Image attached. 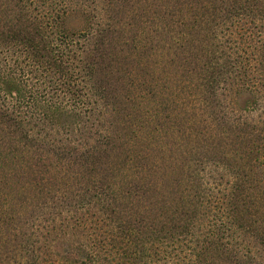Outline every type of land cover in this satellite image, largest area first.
<instances>
[{
	"label": "trees",
	"instance_id": "16d2710c",
	"mask_svg": "<svg viewBox=\"0 0 264 264\" xmlns=\"http://www.w3.org/2000/svg\"><path fill=\"white\" fill-rule=\"evenodd\" d=\"M0 264H264V0H0Z\"/></svg>",
	"mask_w": 264,
	"mask_h": 264
},
{
	"label": "rangeland",
	"instance_id": "374dc122",
	"mask_svg": "<svg viewBox=\"0 0 264 264\" xmlns=\"http://www.w3.org/2000/svg\"><path fill=\"white\" fill-rule=\"evenodd\" d=\"M81 22L79 20V18L74 17V16H69L66 19V25L70 28H76L78 26H80Z\"/></svg>",
	"mask_w": 264,
	"mask_h": 264
}]
</instances>
